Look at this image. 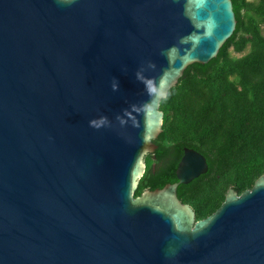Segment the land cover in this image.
Instances as JSON below:
<instances>
[{"label": "water", "instance_id": "1", "mask_svg": "<svg viewBox=\"0 0 264 264\" xmlns=\"http://www.w3.org/2000/svg\"><path fill=\"white\" fill-rule=\"evenodd\" d=\"M237 22L232 0H0V264H264V175L196 220L185 148L135 197L161 100Z\"/></svg>", "mask_w": 264, "mask_h": 264}, {"label": "trees", "instance_id": "2", "mask_svg": "<svg viewBox=\"0 0 264 264\" xmlns=\"http://www.w3.org/2000/svg\"><path fill=\"white\" fill-rule=\"evenodd\" d=\"M237 27L207 64L189 66L161 100L162 132L156 139L161 162L139 181L135 197L178 181L185 148L200 152L208 171L178 187L196 220L215 213L233 188L240 195L264 175V0H232Z\"/></svg>", "mask_w": 264, "mask_h": 264}, {"label": "flooded vegetation", "instance_id": "3", "mask_svg": "<svg viewBox=\"0 0 264 264\" xmlns=\"http://www.w3.org/2000/svg\"><path fill=\"white\" fill-rule=\"evenodd\" d=\"M154 144H155V149L153 152L151 153H147L144 157V163H145V172L143 174V176L145 175V173L148 171V161H152V164H151V170H152V173H156L159 169H160V164H164L166 162H169L171 161V159H173V156L172 155H167L166 159L162 160L161 162L159 161L158 159V155L157 153L159 152V146L158 144L156 143V139L153 140ZM183 157V155H182ZM181 157V159H182ZM180 159V161H181ZM180 161L178 162V164L180 163ZM177 175V174H176ZM203 175V174H202ZM199 178V177H198ZM142 179V178H141ZM140 179V180H141ZM139 180V181H140ZM171 184V183H170ZM139 185V184H138ZM146 191H151V190H146ZM145 192V191H144ZM143 192V193H144ZM142 193V194H143ZM181 200V199H180ZM186 204V203H184ZM192 207V206H191ZM195 211V210H194Z\"/></svg>", "mask_w": 264, "mask_h": 264}, {"label": "clouds", "instance_id": "4", "mask_svg": "<svg viewBox=\"0 0 264 264\" xmlns=\"http://www.w3.org/2000/svg\"><path fill=\"white\" fill-rule=\"evenodd\" d=\"M94 123V122H93Z\"/></svg>", "mask_w": 264, "mask_h": 264}]
</instances>
